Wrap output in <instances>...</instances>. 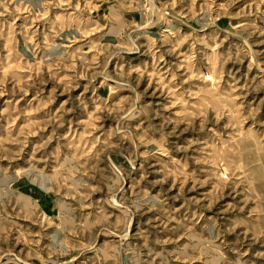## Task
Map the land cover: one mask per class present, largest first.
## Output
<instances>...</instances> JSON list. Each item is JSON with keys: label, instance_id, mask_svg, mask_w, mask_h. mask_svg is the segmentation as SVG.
<instances>
[{"label": "rangeland", "instance_id": "374dc122", "mask_svg": "<svg viewBox=\"0 0 264 264\" xmlns=\"http://www.w3.org/2000/svg\"><path fill=\"white\" fill-rule=\"evenodd\" d=\"M0 264H264V0H0Z\"/></svg>", "mask_w": 264, "mask_h": 264}]
</instances>
